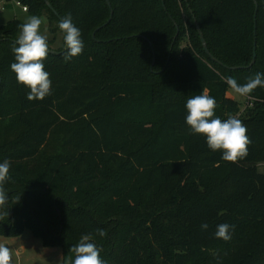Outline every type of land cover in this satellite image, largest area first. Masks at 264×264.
I'll use <instances>...</instances> for the list:
<instances>
[{
  "label": "trees",
  "instance_id": "trees-1",
  "mask_svg": "<svg viewBox=\"0 0 264 264\" xmlns=\"http://www.w3.org/2000/svg\"><path fill=\"white\" fill-rule=\"evenodd\" d=\"M109 1L18 0L54 35L43 101L10 68L24 22L0 26V162H11L0 235L30 229L64 264L89 233L107 264H264V87L242 111L227 83L264 73V0ZM67 14L84 48L66 61L51 43ZM205 91L216 116L246 126L244 159L190 132L186 101ZM223 223L229 241L214 236Z\"/></svg>",
  "mask_w": 264,
  "mask_h": 264
},
{
  "label": "clouds",
  "instance_id": "clouds-1",
  "mask_svg": "<svg viewBox=\"0 0 264 264\" xmlns=\"http://www.w3.org/2000/svg\"><path fill=\"white\" fill-rule=\"evenodd\" d=\"M42 23V19L36 15L28 17L25 23L19 25V35L12 48L15 62L10 65L11 71L15 74L17 83L30 90L27 94V99L30 101H43L52 94V80L44 65L50 54L49 35L47 29L41 31ZM58 27L63 33L66 46L64 59L67 61L82 54L84 42L81 39V31L73 23L71 14L61 17ZM227 83L234 92L248 96L257 87H264V73H256L242 85L231 77L227 78ZM185 107L187 110L185 121L190 132L205 136L209 149L222 151L221 159L236 163L248 155L251 139L247 135L246 126L237 116H230L224 120L216 116L217 103L214 97L205 91L187 99ZM10 168L9 160L0 162V208L7 205L8 196L3 185L10 178ZM201 228L207 230L208 225L204 223ZM233 229L234 226L227 223L219 224L214 236L229 241ZM97 234L103 237L106 232L98 229ZM92 240V234L83 235L79 243L70 248L74 253V259L70 264H107V261L101 257L102 249ZM11 259L10 249L0 244V264H11Z\"/></svg>",
  "mask_w": 264,
  "mask_h": 264
},
{
  "label": "rangeland",
  "instance_id": "rangeland-1",
  "mask_svg": "<svg viewBox=\"0 0 264 264\" xmlns=\"http://www.w3.org/2000/svg\"><path fill=\"white\" fill-rule=\"evenodd\" d=\"M30 16L32 15L23 9L18 0H0V26L15 18L25 23ZM38 17L43 21L41 31L47 29L49 40H52L54 35L50 30L49 19L47 16ZM51 47L53 50L65 47L61 31L55 35ZM228 96L240 103L242 111L251 107L247 96H241L232 89L228 91ZM258 166L264 171V161H260ZM0 244L8 245L12 256L11 264H64L63 249L60 246L45 245L43 239L30 229L15 236L0 235Z\"/></svg>",
  "mask_w": 264,
  "mask_h": 264
},
{
  "label": "water",
  "instance_id": "water-1",
  "mask_svg": "<svg viewBox=\"0 0 264 264\" xmlns=\"http://www.w3.org/2000/svg\"><path fill=\"white\" fill-rule=\"evenodd\" d=\"M107 2H108V4L109 5H111L110 4V1L109 0H107ZM48 3V5H49V7L51 8V9H53L52 8V6H51V4L49 3V2H47ZM257 10H258V4L256 3V12H257ZM111 18H112V15H111ZM111 18L109 19V21L111 20ZM199 28V27H198ZM255 33H256V31H255ZM95 34V33H94ZM201 40H202V43H203V45H204V48H205V50H206V52L207 53H209L210 54V51H209V49H208V46H207V43H206V40H205V38H204V36L201 34ZM257 42H256V40H255V42H254V53H253V61H252V64L256 61V58H257V51H256V49H257ZM155 62V59H154V61H153V63ZM251 64V65H252ZM250 65V66H251ZM236 68V67H235ZM1 80H2V78H1V75H0V83H1Z\"/></svg>",
  "mask_w": 264,
  "mask_h": 264
},
{
  "label": "built area",
  "instance_id": "built-area-1",
  "mask_svg": "<svg viewBox=\"0 0 264 264\" xmlns=\"http://www.w3.org/2000/svg\"><path fill=\"white\" fill-rule=\"evenodd\" d=\"M19 3V2H18ZM23 9L27 11V7L23 6Z\"/></svg>",
  "mask_w": 264,
  "mask_h": 264
},
{
  "label": "crops",
  "instance_id": "crops-1",
  "mask_svg": "<svg viewBox=\"0 0 264 264\" xmlns=\"http://www.w3.org/2000/svg\"><path fill=\"white\" fill-rule=\"evenodd\" d=\"M6 245V244H5ZM8 247V245H6ZM9 248V247H8Z\"/></svg>",
  "mask_w": 264,
  "mask_h": 264
}]
</instances>
